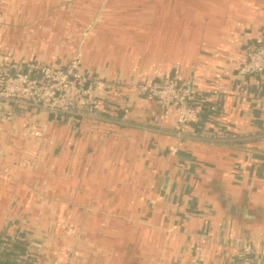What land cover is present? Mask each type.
I'll list each match as a JSON object with an SVG mask.
<instances>
[{
    "label": "crops",
    "instance_id": "crops-1",
    "mask_svg": "<svg viewBox=\"0 0 264 264\" xmlns=\"http://www.w3.org/2000/svg\"><path fill=\"white\" fill-rule=\"evenodd\" d=\"M53 1L26 3V12V1L0 0V43L8 37L5 25L32 23V8L46 12ZM74 2L83 10V1ZM119 4L118 17L97 13L90 25H109L102 32L114 45L134 36L155 41L163 56L156 77L145 69L133 73L131 62L83 69L104 83L91 116L0 105V234L18 231L24 196L59 194L67 213L92 217L77 228V247L92 251L82 252L83 264L85 258L92 264H192L201 239L207 240L201 264H240L242 244L250 248L247 264H264V73L236 76L248 49L264 41V0ZM143 24L150 27L142 30ZM8 56L0 45V81L21 70L23 57ZM167 79L196 92L197 118L181 138L173 108L166 111L130 88ZM24 151L39 153L38 160L23 161ZM58 151L59 164L50 154Z\"/></svg>",
    "mask_w": 264,
    "mask_h": 264
},
{
    "label": "rangeland",
    "instance_id": "rangeland-1",
    "mask_svg": "<svg viewBox=\"0 0 264 264\" xmlns=\"http://www.w3.org/2000/svg\"><path fill=\"white\" fill-rule=\"evenodd\" d=\"M23 1H26L24 3L26 12H29V7L26 6L28 5L26 3L30 5L36 3L35 0ZM74 1L79 3L83 1L82 3L85 5L83 10L80 11L74 7ZM123 1L127 0H54L53 8L46 12H42L40 9L33 10L32 8L34 13L29 14V16L34 18L32 23L5 25L4 30L8 37L3 39V44L0 43L1 48L7 54L15 56L16 59L23 57L19 62L21 70H24L27 67L26 65L31 63L56 68H65L75 64L78 67V71L87 74L84 70H91L92 68L112 69L119 63L122 66L121 62H131L133 63V73L141 74V70L145 69L149 78H155L158 65L161 62L160 58H163L161 54H158L161 49L159 48L158 50V44L155 41L144 40L141 37L137 38L134 36L132 39L128 38L125 40L117 38V44L114 45L115 40L109 38L107 34L103 35L102 32L104 29L109 28V25H100V23L90 25L89 23V18L97 15V13L98 15L100 14L99 16L104 17H118L120 13L119 3ZM9 11L12 12V8H9ZM27 15L25 14V18H27ZM69 17L73 19L71 23L68 22L70 20L68 19ZM41 19L47 22H42ZM49 20L52 21L49 22ZM138 25L131 27L129 29L130 32H128L132 35L136 34L137 31L133 30ZM82 27L83 31H81ZM115 27L123 30V32L126 30L123 25H116ZM148 27H150V24H143L142 30ZM81 32H85V36ZM90 32L92 33L89 34ZM148 53L150 55H147ZM12 56H8L10 61L13 60ZM24 57L36 59L38 62H25ZM115 61L118 63H115ZM88 75L97 78L91 73ZM139 84L151 85L152 83L132 82L130 88L136 92ZM95 95L98 97L97 91ZM39 110L49 114L42 109ZM177 128L178 125L176 123ZM45 129L46 126L43 125L41 132L35 136V139L43 140L44 137L40 136V134H43ZM50 154H52L51 160L57 161L59 164V160H61L59 151L54 154L51 152ZM38 157L39 153L24 151L22 160L36 161ZM41 159L46 160L44 155ZM57 192L59 191L57 190ZM26 196L19 201L21 204L19 211L22 215L15 217L16 223H18V231H5L0 234L1 241L7 243L6 247L11 245L7 241L8 238L25 242V253L19 259L25 258L26 262L33 260L37 261L38 264H66L71 262L72 264H83L81 263L82 252L90 250L83 249L82 251V249L77 247L82 237V232H78L77 228L80 224L86 225V223H90L92 217H88L89 220L87 221V217L81 218L77 216L76 211L67 213L64 208L66 201L60 200L59 194L47 199L42 193L41 197H37L36 200H28ZM4 218L8 220L10 217ZM19 230L23 231V234H20ZM89 253L92 256V251ZM84 264L92 263L85 258Z\"/></svg>",
    "mask_w": 264,
    "mask_h": 264
},
{
    "label": "built area",
    "instance_id": "built-area-1",
    "mask_svg": "<svg viewBox=\"0 0 264 264\" xmlns=\"http://www.w3.org/2000/svg\"><path fill=\"white\" fill-rule=\"evenodd\" d=\"M26 66L24 70L15 71L1 79L0 105L35 107L49 114L70 119L94 114L97 107L95 94L98 89H103L102 81L81 73L75 64L65 68L32 63ZM263 73L264 41L257 39L248 49L246 60L238 68L236 76L247 77ZM136 92L166 111L171 108L175 110L178 137L184 135L185 126L197 118L196 92L189 83L168 79L151 85L139 84ZM123 112L126 118L128 110L124 108ZM206 243V239L200 240L192 264H201L202 246ZM249 253V246L242 244L237 254L240 264H247L246 257ZM12 264L38 263L33 260L25 262V258H20Z\"/></svg>",
    "mask_w": 264,
    "mask_h": 264
},
{
    "label": "trees",
    "instance_id": "trees-1",
    "mask_svg": "<svg viewBox=\"0 0 264 264\" xmlns=\"http://www.w3.org/2000/svg\"><path fill=\"white\" fill-rule=\"evenodd\" d=\"M7 241L11 244L10 247H6L7 243L1 241L0 239V264H12L25 253V242L9 238Z\"/></svg>",
    "mask_w": 264,
    "mask_h": 264
}]
</instances>
